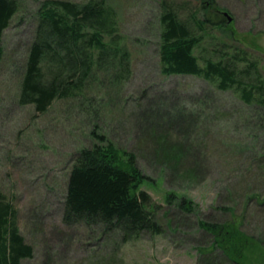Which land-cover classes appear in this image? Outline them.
I'll use <instances>...</instances> for the list:
<instances>
[{"label":"rangeland","instance_id":"374dc122","mask_svg":"<svg viewBox=\"0 0 264 264\" xmlns=\"http://www.w3.org/2000/svg\"><path fill=\"white\" fill-rule=\"evenodd\" d=\"M17 1L18 13L2 40L0 188L15 204L20 231L34 247L33 258L22 264H205L214 257L222 262L219 250L210 255L214 238L200 221L224 222L233 214L242 217L243 231L264 240V126L258 122L264 107L246 106L233 90L220 91L201 77L161 72L162 2L189 20L204 0H106L131 54V74L121 85L102 75L88 88L93 104L60 100L45 113L20 104L19 94L46 0ZM214 1L232 21L212 30L215 38L205 37L196 55H211L216 41L233 42L248 51L264 76V0ZM178 111L182 120L163 123L154 136L153 121L145 118L154 114L161 122ZM94 130L137 155L145 175L141 189L151 196L161 234L144 231L124 240L121 230L104 224L64 222L73 157L96 142ZM158 138L180 146L181 160L158 157ZM183 197L195 202V211L179 207ZM258 252L249 254L247 264H260Z\"/></svg>","mask_w":264,"mask_h":264},{"label":"trees","instance_id":"16d2710c","mask_svg":"<svg viewBox=\"0 0 264 264\" xmlns=\"http://www.w3.org/2000/svg\"><path fill=\"white\" fill-rule=\"evenodd\" d=\"M204 2L189 20L181 18L178 8L162 2L161 72L166 76L201 77L220 91L233 90L246 106L264 107V76L246 49L233 42L216 41L211 55L202 59L196 55L205 37L228 23L214 0ZM18 10L17 0H0V64L4 57L3 34ZM208 38L215 37L210 34ZM130 74L131 54L119 32L116 11L106 0H46L38 12L35 35L24 63L19 103L34 104L40 113L60 100L93 104L95 99L88 88L102 75L110 77L111 84L121 85ZM147 118L153 121L154 136L163 123L172 125L182 120L181 111L175 117L166 115L161 122L154 114ZM258 122L264 126V113L258 115ZM92 134L96 142L80 148L73 157L64 222L104 224L108 229L121 230L124 240L144 231L161 234L162 225L151 210V196L141 189L145 175L137 155L96 130ZM155 151L167 162L181 160V147L171 146L164 138H158ZM260 202L264 203V199ZM179 207L186 212L196 210L195 202L188 197L182 198ZM200 226L214 238L210 255L219 250L224 260L207 258L205 264H247L255 248L259 249L260 264H264V240L242 230L241 216L233 214L224 222L200 221ZM33 256L34 247L20 231L18 210L0 188V264H22Z\"/></svg>","mask_w":264,"mask_h":264},{"label":"water","instance_id":"95a60500","mask_svg":"<svg viewBox=\"0 0 264 264\" xmlns=\"http://www.w3.org/2000/svg\"><path fill=\"white\" fill-rule=\"evenodd\" d=\"M224 15L228 17V21H232V18L229 16V14L227 12H224Z\"/></svg>","mask_w":264,"mask_h":264}]
</instances>
